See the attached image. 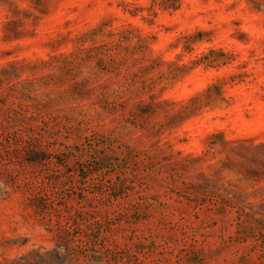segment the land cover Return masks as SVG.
Returning a JSON list of instances; mask_svg holds the SVG:
<instances>
[{
  "label": "rangeland",
  "instance_id": "obj_1",
  "mask_svg": "<svg viewBox=\"0 0 264 264\" xmlns=\"http://www.w3.org/2000/svg\"><path fill=\"white\" fill-rule=\"evenodd\" d=\"M0 264H264V0H0Z\"/></svg>",
  "mask_w": 264,
  "mask_h": 264
},
{
  "label": "trees",
  "instance_id": "obj_2",
  "mask_svg": "<svg viewBox=\"0 0 264 264\" xmlns=\"http://www.w3.org/2000/svg\"><path fill=\"white\" fill-rule=\"evenodd\" d=\"M71 236V234L69 233V231H67V230H65V229H60V233H59V235H58V238L60 239V240H62V239H67L68 237H70Z\"/></svg>",
  "mask_w": 264,
  "mask_h": 264
}]
</instances>
